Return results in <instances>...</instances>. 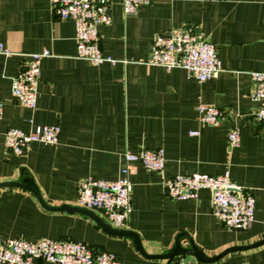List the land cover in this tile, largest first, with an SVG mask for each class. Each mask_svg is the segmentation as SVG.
Instances as JSON below:
<instances>
[{
  "label": "crops",
  "instance_id": "obj_1",
  "mask_svg": "<svg viewBox=\"0 0 264 264\" xmlns=\"http://www.w3.org/2000/svg\"><path fill=\"white\" fill-rule=\"evenodd\" d=\"M103 1L110 20L97 27L98 48L115 63L93 66L75 57L73 23L59 20L47 0H0V45L10 53L0 54V183L36 188L48 207L75 206L83 179L113 181L124 153L162 149L161 173L127 164L130 211L120 230L136 235L146 255L166 254L180 238L188 241L183 249L193 246L206 258L264 239V126L254 120L250 97L251 74L264 69V0H148L131 16L123 15L122 0ZM180 28L214 46L220 71L211 79L198 83L182 69L145 64L154 35ZM42 51L49 56L39 62L29 110L11 98L10 79L27 55ZM198 102L221 111L217 126L199 122ZM37 126H57L56 144L31 143L18 157L5 151L6 129L27 133ZM235 128L239 145L228 149L226 134ZM226 171L253 198L246 230H228L212 216L206 189L194 200L163 193V179ZM12 239L69 240L114 254L121 264H167L143 257L133 239L110 236L82 214L48 211L29 191L0 187V241ZM209 264H264V244Z\"/></svg>",
  "mask_w": 264,
  "mask_h": 264
},
{
  "label": "built area",
  "instance_id": "obj_2",
  "mask_svg": "<svg viewBox=\"0 0 264 264\" xmlns=\"http://www.w3.org/2000/svg\"><path fill=\"white\" fill-rule=\"evenodd\" d=\"M52 12L59 20L71 21L74 27L75 57L93 66L102 63L113 65L115 60L101 55L98 48L97 27L109 23V15L103 0H47ZM148 0H122L121 9L125 16L134 15L140 5ZM0 54L9 56L7 49L0 45ZM23 69L10 79L11 98L19 106L32 110L37 97L39 62L48 57L47 51L29 54ZM166 71L179 68L198 83L214 77L220 66L214 46L204 41L197 32L180 28L168 34H156L150 44V53L145 61ZM253 90L251 100L257 105L254 120L264 126V69L251 74ZM2 103H0V117ZM198 120L202 125L215 127L222 119V113L213 106L198 102ZM59 129L57 126H37L24 133L8 128L3 133L4 149L15 157L20 156L31 143L55 145ZM190 135L196 133L191 132ZM228 149L239 145L238 129L226 134ZM124 165L119 176L113 181L83 179L77 187L75 207L96 211L110 227L121 229L130 211V183L128 166L138 163L147 171L161 173L162 149H140L135 153L122 155ZM164 195L174 201L194 200L201 189L210 192V212L228 230H246L253 221L254 201L252 196L229 179L228 172L219 176L200 174L175 175L162 180ZM180 248H186L188 241L180 238ZM42 260L52 264H121L114 254L96 252L81 242L69 240L40 239L26 242L18 239L0 241V264H32ZM170 264H200L196 260L177 258Z\"/></svg>",
  "mask_w": 264,
  "mask_h": 264
},
{
  "label": "water",
  "instance_id": "obj_3",
  "mask_svg": "<svg viewBox=\"0 0 264 264\" xmlns=\"http://www.w3.org/2000/svg\"><path fill=\"white\" fill-rule=\"evenodd\" d=\"M0 187H18V188H22L24 190L29 191L30 193H32L38 203L46 210L48 211H63L65 213H79L82 214L86 217H88L89 219H91L103 232H105L106 234L110 235V236H123V237H128L133 239L135 247L137 249V251L140 253V255H142L143 257L149 258V259H163L167 262V264H169L174 257L177 256H181V255H189L191 257H193L196 261H198L199 263L202 264H209L212 263L216 260H218L219 258H221L223 255L230 253V252H234V251H239V250H244L247 248H253L259 245L264 244V239H262L261 241L251 245L250 247H233V248H229L226 249L225 251H223L222 253H220L219 255L212 257V258H206L204 257V255H202L199 251H197L193 246H191L189 249H183L180 248L177 243L174 246V248L169 251L166 254L163 255H146L139 243L138 238L136 237V235L128 232V231H124V230H120V229H114L112 227H110L107 223H105L102 219H100L99 217H97L92 211L89 210H85V209H81L75 206H67V205H61L59 207H48L46 206L37 189L36 188H30L27 187L26 185H24L23 183H13V182H8V183H0ZM177 242V241H176Z\"/></svg>",
  "mask_w": 264,
  "mask_h": 264
}]
</instances>
